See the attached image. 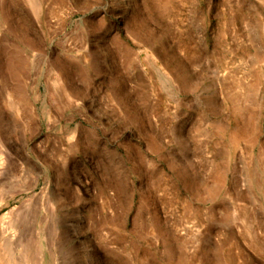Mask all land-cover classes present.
Wrapping results in <instances>:
<instances>
[{"label":"rangeland","instance_id":"rangeland-1","mask_svg":"<svg viewBox=\"0 0 264 264\" xmlns=\"http://www.w3.org/2000/svg\"><path fill=\"white\" fill-rule=\"evenodd\" d=\"M8 212L10 264H264V0H0Z\"/></svg>","mask_w":264,"mask_h":264},{"label":"bare ground","instance_id":"bare-ground-1","mask_svg":"<svg viewBox=\"0 0 264 264\" xmlns=\"http://www.w3.org/2000/svg\"><path fill=\"white\" fill-rule=\"evenodd\" d=\"M10 173V172H9ZM9 176V175H8ZM9 214H10V212H8V213H5L2 217H1V223H0V225H1V228H2V232H3V236H5V239H6V241H5V248L7 249V260H6V264H10L11 263V261H12V259H11V257H12V255H11V239H12V235H11V232H10V221L8 220L9 218H8V216H9ZM11 217V216H10ZM24 220H25V218H24ZM25 223V222H24ZM12 230V229H11ZM14 238V237H13ZM4 239V240H5ZM61 263V262H60ZM59 263V264H60Z\"/></svg>","mask_w":264,"mask_h":264}]
</instances>
